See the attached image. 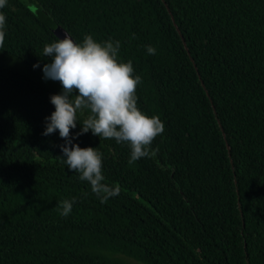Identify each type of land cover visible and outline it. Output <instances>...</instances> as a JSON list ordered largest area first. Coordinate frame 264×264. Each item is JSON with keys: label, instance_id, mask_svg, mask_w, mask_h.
Returning a JSON list of instances; mask_svg holds the SVG:
<instances>
[{"label": "trees", "instance_id": "obj_1", "mask_svg": "<svg viewBox=\"0 0 264 264\" xmlns=\"http://www.w3.org/2000/svg\"><path fill=\"white\" fill-rule=\"evenodd\" d=\"M0 12V264H264V0H7ZM57 27L119 41L139 109L164 124L156 155L129 164L128 144L77 137L78 113L73 144L97 148L104 183L121 188L106 203L64 163L59 132L43 135L63 91L43 78Z\"/></svg>", "mask_w": 264, "mask_h": 264}, {"label": "clouds", "instance_id": "obj_2", "mask_svg": "<svg viewBox=\"0 0 264 264\" xmlns=\"http://www.w3.org/2000/svg\"><path fill=\"white\" fill-rule=\"evenodd\" d=\"M7 0H0V9L5 8ZM29 11L36 14L35 5H28ZM6 16L0 12V48L5 43ZM135 38V37H133ZM119 41L97 42L92 35H86L83 43H76L65 33L62 39L46 44L43 54L51 62L43 67L45 80L58 81L62 93L52 95L50 102L55 111L46 117L48 136L59 132L65 140L61 145L64 163L68 169L79 173L81 181H87L94 194L106 203L121 192L119 184L109 186L104 183L103 157L97 148H81L73 144V139L89 131L105 140L114 139L117 143H126L130 147L129 164L141 158L154 157L152 142L164 132V124L159 116H148L137 104V86L142 82L134 75L132 61L121 62L118 59ZM150 55L156 54L153 46H147ZM34 68L39 65H34ZM81 132L72 137L71 130L77 127L78 113L83 115ZM75 199L60 202L57 210L62 216H68Z\"/></svg>", "mask_w": 264, "mask_h": 264}, {"label": "water", "instance_id": "obj_3", "mask_svg": "<svg viewBox=\"0 0 264 264\" xmlns=\"http://www.w3.org/2000/svg\"><path fill=\"white\" fill-rule=\"evenodd\" d=\"M65 31L63 30V29H61L60 27H57L55 30H54V34L58 37V38H60V39H62L63 37H64V35H65ZM69 35V34H68ZM186 47V46H185ZM227 148H228V152H229V150H230V148H229V146H227Z\"/></svg>", "mask_w": 264, "mask_h": 264}, {"label": "rangeland", "instance_id": "obj_4", "mask_svg": "<svg viewBox=\"0 0 264 264\" xmlns=\"http://www.w3.org/2000/svg\"><path fill=\"white\" fill-rule=\"evenodd\" d=\"M130 263L135 264L134 261H131V260H130Z\"/></svg>", "mask_w": 264, "mask_h": 264}]
</instances>
